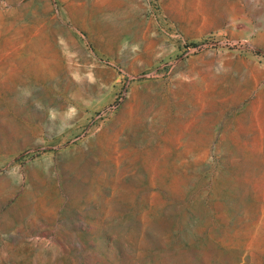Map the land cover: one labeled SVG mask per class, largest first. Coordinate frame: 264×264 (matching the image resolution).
<instances>
[{
  "label": "rangeland",
  "instance_id": "rangeland-1",
  "mask_svg": "<svg viewBox=\"0 0 264 264\" xmlns=\"http://www.w3.org/2000/svg\"><path fill=\"white\" fill-rule=\"evenodd\" d=\"M253 48L264 0H0V264H264Z\"/></svg>",
  "mask_w": 264,
  "mask_h": 264
},
{
  "label": "crops",
  "instance_id": "crops-1",
  "mask_svg": "<svg viewBox=\"0 0 264 264\" xmlns=\"http://www.w3.org/2000/svg\"><path fill=\"white\" fill-rule=\"evenodd\" d=\"M201 62H204V60H201ZM220 65L218 67L217 73L220 75H225V76H234V75H239L240 77H246L247 80L254 82V78L251 79V74L248 70V65L246 61L242 58H233V59H228V58H223L220 60ZM205 70H202V73H204Z\"/></svg>",
  "mask_w": 264,
  "mask_h": 264
},
{
  "label": "built area",
  "instance_id": "built-area-1",
  "mask_svg": "<svg viewBox=\"0 0 264 264\" xmlns=\"http://www.w3.org/2000/svg\"><path fill=\"white\" fill-rule=\"evenodd\" d=\"M234 45V44H231ZM254 54L257 58L260 60L264 61V51L259 50L258 48H253Z\"/></svg>",
  "mask_w": 264,
  "mask_h": 264
}]
</instances>
